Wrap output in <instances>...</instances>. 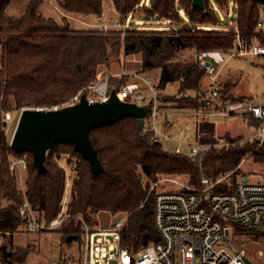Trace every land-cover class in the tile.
<instances>
[{"label": "trees", "instance_id": "1", "mask_svg": "<svg viewBox=\"0 0 264 264\" xmlns=\"http://www.w3.org/2000/svg\"><path fill=\"white\" fill-rule=\"evenodd\" d=\"M14 1L0 0V237L5 239L0 247V260L3 258L4 264H24L31 251L13 248L14 235L24 232V219L19 212L24 197L10 170V158H19L25 152L18 154L10 147V139L2 127L4 115L8 118L12 112L23 109L52 110L69 106L82 89L97 80L100 67L121 63L122 58L135 55L141 57V69L121 71L145 76L159 70L160 109L170 99L163 96V91L169 84L178 83L179 98L170 100L173 107L198 111L203 106L197 94L203 89L202 80L206 75L193 57L182 59L184 55L203 50L227 52L234 48L238 35L247 41L258 37L264 45V33L257 31L262 0H235L237 19L232 31L210 29L218 20L209 0H205V12L192 8V0H150L149 7L142 5V0H110L118 23L124 27L119 30L71 28L68 15L101 19L104 0H57L65 15L61 24L41 14L43 0H26L23 15L11 17L7 9ZM214 1L219 9H225L231 0ZM181 12L191 24L205 29L185 24ZM138 16L148 22L176 24L179 29H134L132 23ZM130 80V77L112 79L110 88L118 91ZM219 82L222 84L220 78ZM222 85L223 100L253 99L251 95H229L233 86L229 80ZM249 125L256 123L250 120ZM145 134L147 138L139 133L133 118L93 130L91 140L104 168L95 176L89 163L70 144L55 145L45 162L47 171L42 174L33 167L29 153L25 196L39 220L51 222L65 206L68 218L57 231L63 239L77 235L79 240L82 221L97 226L95 218L101 212L126 213L128 222L122 232L121 246L137 253L161 242L153 216L156 191H151V182L159 176H187L190 184L198 187L202 178L215 181L219 175L230 172L232 181H224L214 191L231 193L245 176L236 173L245 155L251 153L255 162L264 163V144L259 147L256 141H250L254 148L259 147L253 150L248 142L237 146L236 140H229L233 147L214 148L191 159L165 150L163 144L157 145L146 127ZM62 160L65 167L60 164ZM247 235L261 237L240 227L235 229L236 238ZM61 260L62 264L67 261Z\"/></svg>", "mask_w": 264, "mask_h": 264}, {"label": "built area", "instance_id": "2", "mask_svg": "<svg viewBox=\"0 0 264 264\" xmlns=\"http://www.w3.org/2000/svg\"><path fill=\"white\" fill-rule=\"evenodd\" d=\"M262 2L261 14H264V0ZM257 31L264 33L262 16L257 21ZM193 56L206 77L213 78L197 94L199 100L208 102L206 107L196 111L198 115L210 118L238 116L248 125L253 120L256 125H249L253 132L248 140L258 142L261 147L264 144V104H258L254 99L223 100L224 87L219 78L221 68L226 65L227 60L245 61L248 57H262L264 45L258 37L247 41L238 35L234 48L227 52L203 50L195 52ZM122 77H130L131 80L118 91L115 90L118 98L148 106L145 127L151 134V140L161 144L170 140L158 122L161 91L147 75L130 71L99 75L95 82L82 89L71 100L70 105L78 103L83 94L90 103L107 102L112 91L111 80ZM214 147L212 144H192L189 145L190 152L184 154L183 144L177 143L174 153L196 159ZM28 159L27 152L19 158H10V170L21 185L19 188L24 197L19 206L20 215L24 219L23 230L31 234L57 231L68 218L65 206L51 222L39 220L25 196ZM245 177L247 176H242L231 193L214 191L217 185L225 181L224 177L215 181L202 178L200 186L181 185L179 190L157 191L158 184H155L151 188V191H156L153 216L161 242L151 244L137 253L123 248L122 232L127 226L128 215L118 217L107 228L92 227L84 222L83 257L78 261L71 256L63 257L62 259L67 260L64 264H246V250L236 247L234 243L235 229L240 227L264 238V181L252 184L249 179L243 182ZM169 181L173 185H180L177 180ZM4 244L5 239L0 237V247ZM0 264H4L3 258ZM51 264H62V260Z\"/></svg>", "mask_w": 264, "mask_h": 264}, {"label": "rangeland", "instance_id": "3", "mask_svg": "<svg viewBox=\"0 0 264 264\" xmlns=\"http://www.w3.org/2000/svg\"><path fill=\"white\" fill-rule=\"evenodd\" d=\"M43 5L40 8L41 14L45 18H51L58 23H62L64 19V13L60 10L57 0H43ZM235 0H231L228 7L225 9H219L214 0H209L210 6L216 12L218 24L212 26V29L232 31L235 29L237 19V9L234 4ZM146 4L149 7L150 0H142V5ZM27 5L26 0H16L7 9V14L11 17H20L23 15ZM104 15L101 19L95 17H84L79 15H68V22L71 28L76 30H112L123 29L124 27L118 23V17L114 12L110 11L112 7L110 0H104ZM181 16L185 22L192 26L191 22L186 17L184 12H181ZM264 18V14H261ZM128 24V23H127ZM106 26V28H104ZM132 27L134 29H179L176 24H170L169 22H148L144 21L142 16L136 17L133 20ZM192 27L198 29H205L201 25H193ZM194 52H189L184 55L185 57H193ZM2 62V52L0 49V68ZM126 69L130 71H136L141 69V57L135 55L127 59L122 58L121 63L113 62L109 66H102L99 68L97 77L99 75H110L112 72H120ZM147 77L153 79L154 84L157 86L160 71L153 70L148 72ZM220 80L222 84L229 80L233 86L229 89L228 94L234 97L241 96H253V99L258 104H264V56L262 57H248L245 61L239 60H227L224 67L221 68ZM213 81V78H203L202 87L205 88ZM178 83L169 84L163 96L170 98L169 102L164 101L163 108L160 110L159 125L162 131L170 138V140L163 143L165 150L174 152L177 143L183 144V153L188 154L190 152L189 145L192 144H212L217 150H227L231 146L229 140H236L237 146H244L249 143L253 146L254 143H250L248 140L253 132V129L243 121L241 117L233 116L230 118H214L204 117L198 115L193 110H177L173 107L170 100H174L178 96ZM187 96V95H186ZM181 97V96H180ZM179 98V96H178ZM24 110V109H23ZM21 111H14L10 114V119L3 118V129L5 130L8 138L13 137L14 131L17 126V122ZM255 148H259L258 146ZM253 146V150L255 149ZM65 167V161L60 163ZM237 174L241 173L247 176L249 183L257 184L264 181V163L255 162L251 153H248L242 159L239 167L236 171ZM233 173H226L225 175H219L216 179L225 178V182L230 183ZM236 177V174L234 175ZM26 179V176H25ZM177 180L180 185H173L169 180ZM215 180V179H214ZM241 180V178H240ZM146 182H149L145 179ZM158 184L157 191L166 190H179L181 185H191L189 177L187 176H159L155 182H151V188L153 185ZM21 187V185H19ZM68 200V193L66 195ZM126 213H118L112 215L107 212H101L96 216L97 226L100 228H107L112 225L115 220L120 216H126ZM84 221L82 222V227ZM94 227L93 225H90ZM83 231V230H82ZM236 247L246 250L247 256L245 257L246 264H264V238L239 236L234 238ZM13 248L26 249L30 251L29 255L23 262L24 264H51L53 262H59L63 257H73L78 261L83 257L84 244L83 239L75 240L71 243H67L66 239H63L62 234L59 231L52 232H39L35 234L20 232L13 237ZM263 255V256H262Z\"/></svg>", "mask_w": 264, "mask_h": 264}, {"label": "water", "instance_id": "4", "mask_svg": "<svg viewBox=\"0 0 264 264\" xmlns=\"http://www.w3.org/2000/svg\"><path fill=\"white\" fill-rule=\"evenodd\" d=\"M192 8L206 11L205 0H192ZM208 102L201 100L206 107ZM148 106L122 101L115 90L111 91L107 102L90 103L86 95H82L78 103L60 109H24L20 113L16 129L10 142L14 152H27L32 155L33 167L38 173L47 171L45 165L48 154L58 143L72 145L89 163L93 176L103 171L98 151L91 140V132L95 129L110 126L125 118H133L137 122L140 134H145V120ZM10 119V115H8ZM157 142V145H160ZM247 182L248 178L242 179ZM228 231H226V236ZM78 239L77 235H69L66 242Z\"/></svg>", "mask_w": 264, "mask_h": 264}, {"label": "crops", "instance_id": "5", "mask_svg": "<svg viewBox=\"0 0 264 264\" xmlns=\"http://www.w3.org/2000/svg\"><path fill=\"white\" fill-rule=\"evenodd\" d=\"M110 11L113 12V8L112 7L110 8Z\"/></svg>", "mask_w": 264, "mask_h": 264}]
</instances>
